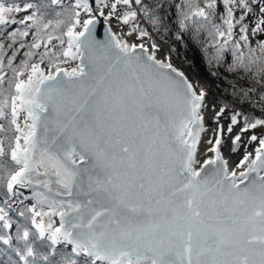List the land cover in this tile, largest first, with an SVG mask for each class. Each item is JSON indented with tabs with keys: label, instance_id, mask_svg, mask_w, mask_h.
Listing matches in <instances>:
<instances>
[{
	"label": "snow or ice",
	"instance_id": "snow-or-ice-1",
	"mask_svg": "<svg viewBox=\"0 0 264 264\" xmlns=\"http://www.w3.org/2000/svg\"><path fill=\"white\" fill-rule=\"evenodd\" d=\"M222 2L226 12L216 24L217 0H204L203 7L182 0L179 30L191 27L196 43L202 32L211 38L209 67L226 64L227 72L264 88V0ZM257 3L250 33L262 38L253 47L242 22L255 15ZM235 7L244 10L239 19ZM21 12L26 15L16 19ZM138 14L153 29L161 23L144 0H29L23 6L0 0V26L23 25L8 39L15 43L30 30L33 38L18 66L15 52L8 58L7 88L0 55V120L9 125L0 124V133H12L0 137V188L8 198L30 189L24 199L35 201L26 208L31 227L18 225L17 245L11 235H0V244L12 248L18 264H264V135H251L249 143L258 141L254 155L246 152L229 170L221 130L208 141L214 155L200 162L206 92L173 65L171 52L158 58L155 41L129 43L109 24L114 18L129 26L128 37L151 39ZM103 24L109 26L100 39ZM3 48L0 43V53ZM252 91L241 90L243 97ZM240 116L232 114L228 133ZM258 127L264 118L244 115L231 152L241 134ZM7 215L0 207L4 229L12 227Z\"/></svg>",
	"mask_w": 264,
	"mask_h": 264
},
{
	"label": "trees",
	"instance_id": "trees-1",
	"mask_svg": "<svg viewBox=\"0 0 264 264\" xmlns=\"http://www.w3.org/2000/svg\"><path fill=\"white\" fill-rule=\"evenodd\" d=\"M25 2H29V0H4L5 4L18 3L21 6H23V3ZM181 2L182 0H144V3L155 8V14L161 21L160 25L157 26V29H153V26L141 14H138L140 26L147 30L150 34L151 39H149V37H145V39L149 42H156L157 40L160 41L163 48L165 47L166 50L171 52V54L179 62H181L195 76L201 78L207 86L214 91L220 104H224L229 107H238L241 110L242 117L250 114L255 117L264 118V111L261 110V106H264V101H260L259 99V95L261 92H264V88L255 84L247 77L241 79L240 77L244 75L243 73L227 72L226 64L223 67L217 68L215 63H213V65L209 67L206 57L210 58L214 55V50L207 47L211 42V38L208 37L206 33L202 32L200 34L201 43H196L191 38V27L186 33L180 32L178 27L179 15L176 5ZM197 2L201 7L204 6V0H197ZM68 3H71V1H66L63 4ZM249 3H251V0H249ZM156 5H159V7H156ZM52 7L56 11H60L63 5L59 7ZM251 7L253 8L255 15L253 13H249L242 23L248 24L250 40L252 41V46L255 47L256 40L262 37H251V27L254 26V21L259 16V7L256 4H252ZM225 12L226 10L222 0H217L216 14L213 16L214 23L222 24L221 17L225 15ZM243 12L244 10L242 8L235 7V19H239V17L243 15ZM14 15L16 19H22L26 13L21 12ZM49 18L55 19V13H53ZM239 27L240 25H236L234 28L235 39H239ZM0 28H3V34H0V43L4 45L3 52L0 53V55L4 58V71L6 73L4 87L7 88V77L12 76L11 70L7 67L8 58L12 57L15 52L16 55L13 60V66H18L21 60L25 59L24 53L29 50L28 46L33 42V38L30 30L29 36L22 39L17 38L16 42L12 43V41L8 39V33L17 28L23 29V25L9 24L7 26H0ZM177 35H181L182 39L177 40ZM21 43L25 45L23 48L20 47ZM56 43V41H53V44ZM10 44L11 47H9ZM35 51H43V48ZM244 51L246 52L247 50L245 49ZM225 58L228 63L231 62L230 51L225 53ZM37 60L38 57L33 58V62ZM212 72H217L218 74L213 76L211 74ZM249 88H254L255 91L248 92L247 97H243L241 90L247 91ZM253 104H256V107H253ZM0 124H4L6 128L9 127L7 120H0ZM11 135V132L0 133V137H8ZM5 197H7L6 189L0 188V207L4 208L5 212L8 214L7 219L11 222L12 227L10 229H4L2 227L3 222H0V235H11L13 237V245H17L15 237L17 236L18 225L21 229L24 225H27L29 228L31 227L30 221L27 219L30 214L26 212L28 205L18 204L14 207H9L2 202V199ZM22 211L25 212L24 217L19 215ZM18 259L19 258L15 256L12 248L7 245L0 244V264H18Z\"/></svg>",
	"mask_w": 264,
	"mask_h": 264
},
{
	"label": "water",
	"instance_id": "water-1",
	"mask_svg": "<svg viewBox=\"0 0 264 264\" xmlns=\"http://www.w3.org/2000/svg\"><path fill=\"white\" fill-rule=\"evenodd\" d=\"M65 1L66 0H63V3ZM70 1L73 2V0H70ZM92 2L93 0H90V3ZM105 11L107 12V9H105ZM82 17L86 18L84 17L83 14H82ZM109 24L112 27L113 31L118 36L127 39L129 43L146 42V44L150 46V43H148L145 39H143L142 41H136L135 35L132 37H128L126 33L129 31V27L124 28L122 25L119 24V22L116 19L113 18L109 22ZM109 24H103V25L98 26V32H99L98 38L100 39L104 38ZM161 56H166V55L161 51L160 53H158V58H160ZM171 61L175 67H177L179 70L184 72V70L181 68V66H179V64L175 61L174 58L171 57ZM61 67H69V65H61ZM185 75L189 78V76L186 73ZM204 91L206 92L205 105H207V107L202 110L205 116L204 131L200 133L201 142L198 145L197 159L200 162H203L204 159L210 158L214 155L213 153L207 151V149L212 146L211 144L208 143V141L211 140L214 143L215 136L217 135V133H219L222 130L221 154L226 160H228L229 170H233L235 169V165L233 164L235 161V155L239 152L240 149H242V157L246 152H251L254 155L255 148L258 147V143L257 141L249 143V137L253 134L257 135V132H254L253 130H249L247 134H241L240 146L237 148V151L235 153L231 152L232 145H231L230 138L236 133L238 126L241 125L242 123L241 116L238 117V120L240 121V123L236 126H233L234 130L232 133H228L227 128L229 124L231 123V116L234 112L238 110L225 107V114L219 118V121H216L215 119H213V117L215 116V112L218 111L220 107L215 102L214 97L206 90ZM19 122L21 123V126H22L23 125V114L20 116ZM19 191L22 192L23 195H17V196L11 197L13 201L15 202V204L21 203V201H23V203L29 204V206H31L35 202L31 198L27 200L24 199L25 196L31 197L32 191L30 189H19ZM53 219L56 221V226H58L59 218L53 217Z\"/></svg>",
	"mask_w": 264,
	"mask_h": 264
},
{
	"label": "rangeland",
	"instance_id": "rangeland-1",
	"mask_svg": "<svg viewBox=\"0 0 264 264\" xmlns=\"http://www.w3.org/2000/svg\"><path fill=\"white\" fill-rule=\"evenodd\" d=\"M258 7H259V3H257L256 4ZM15 16V15H14ZM125 28L126 27H129L128 25H123ZM158 42H160V41H156V43L158 44V45H160ZM162 49V48H161ZM163 51H164V53H166L167 55L169 54V51L168 50H166L165 49V47L163 48ZM171 57L172 58H174L175 59V61L176 62H178V63H180L181 65H183L181 62H179L172 54H171ZM184 66V65H183ZM185 67V66H184ZM186 68V67H185ZM190 71V70H189ZM196 77V81H197V83H196V86H197V88L199 89V88H203L204 90H206L207 92H209L213 97H214V99H215V102L218 104L219 102H218V98H217V95L214 93V91L212 90V89H210L208 86H207V84L201 79V78H199V77H197V76H195ZM229 102V101H228ZM231 103V102H230ZM220 105V104H219ZM218 105V106H219ZM227 106V105H224V104H221V106ZM221 106H219V107H221ZM228 108H234V109H236V110H240L238 107H229V106H227ZM241 127V126H240ZM240 129V128H239ZM239 129H237L236 130V133L234 134V135H236V134H239ZM254 132H257V135L258 136H260V135H264V127H258L257 129H255V130H253ZM241 154H242V149H240L239 150V152L235 155V160L237 159V158H239L240 156H241Z\"/></svg>",
	"mask_w": 264,
	"mask_h": 264
},
{
	"label": "bare ground",
	"instance_id": "bare-ground-1",
	"mask_svg": "<svg viewBox=\"0 0 264 264\" xmlns=\"http://www.w3.org/2000/svg\"><path fill=\"white\" fill-rule=\"evenodd\" d=\"M120 24V23H119ZM121 25V24H120ZM123 26V25H122ZM124 27V26H123ZM166 55V54H165ZM178 63V62H177ZM179 66H181V68L184 70V72L189 76L190 80L194 83V85H196L197 81H196V77L195 75L189 71V69L185 68L183 65H181L180 63H178ZM241 125L238 126V129L240 128ZM240 158V157H239ZM235 165V163H233Z\"/></svg>",
	"mask_w": 264,
	"mask_h": 264
}]
</instances>
